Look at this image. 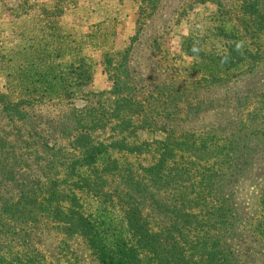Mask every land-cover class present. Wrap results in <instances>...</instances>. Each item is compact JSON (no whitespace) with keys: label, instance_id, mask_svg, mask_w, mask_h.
<instances>
[{"label":"trees","instance_id":"1","mask_svg":"<svg viewBox=\"0 0 264 264\" xmlns=\"http://www.w3.org/2000/svg\"><path fill=\"white\" fill-rule=\"evenodd\" d=\"M122 2L133 33L108 50ZM0 6V264L247 263L264 245V0ZM182 22L189 64L162 42ZM85 45L108 89L87 87Z\"/></svg>","mask_w":264,"mask_h":264},{"label":"rangeland","instance_id":"2","mask_svg":"<svg viewBox=\"0 0 264 264\" xmlns=\"http://www.w3.org/2000/svg\"><path fill=\"white\" fill-rule=\"evenodd\" d=\"M88 2H96L97 0H85ZM1 9V6H0ZM215 9L214 5L211 3H207L204 7H197L193 10L191 17L196 15L202 16L204 14L210 13ZM134 18L135 14L131 12L125 5L118 7V15H117V30H116V37L112 43L107 46L108 50H112L115 47L119 46L123 39L133 33L134 29ZM6 23L5 18L3 20ZM186 32V24L185 22L180 23L177 27H175L171 33L165 35L162 38V42L166 46V48L176 54L180 59L181 63L189 64L191 62L190 56L186 54V52L180 49V35ZM83 54H85L90 60V70L92 73V80L90 84L87 86L93 91H98L102 89H108L110 86V82L106 78V75L102 72L99 58L100 54L98 51H94L90 48V46L85 45L81 49ZM264 67V66H263ZM264 72V71H263ZM264 73H259V77ZM145 156V155H143ZM141 163H144L141 161ZM253 210V208L251 209ZM250 210V211H251ZM253 212V211H251ZM250 228V225H246V227ZM256 246H252V248L247 252L248 259L247 263L245 264H264V245L260 242H257Z\"/></svg>","mask_w":264,"mask_h":264},{"label":"crops","instance_id":"3","mask_svg":"<svg viewBox=\"0 0 264 264\" xmlns=\"http://www.w3.org/2000/svg\"><path fill=\"white\" fill-rule=\"evenodd\" d=\"M121 5H123V6L125 7L126 3H125V2H122L121 4H118V5H117V9H118V7L121 6ZM126 7H127V6H126Z\"/></svg>","mask_w":264,"mask_h":264},{"label":"clouds","instance_id":"4","mask_svg":"<svg viewBox=\"0 0 264 264\" xmlns=\"http://www.w3.org/2000/svg\"><path fill=\"white\" fill-rule=\"evenodd\" d=\"M237 47L239 48V47H240V45H237Z\"/></svg>","mask_w":264,"mask_h":264}]
</instances>
